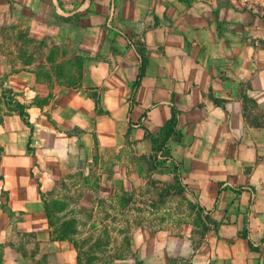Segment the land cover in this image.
<instances>
[{
	"label": "crops",
	"instance_id": "1",
	"mask_svg": "<svg viewBox=\"0 0 264 264\" xmlns=\"http://www.w3.org/2000/svg\"><path fill=\"white\" fill-rule=\"evenodd\" d=\"M242 4L0 0L3 264H79L43 199L67 172L87 175L100 148H123L121 135L148 154L171 107L179 138L163 161L209 215V264H264V12ZM115 173L99 174L102 190ZM116 187L99 197L118 198ZM127 229V252L109 264H180L192 248L180 227L145 218Z\"/></svg>",
	"mask_w": 264,
	"mask_h": 264
},
{
	"label": "rangeland",
	"instance_id": "2",
	"mask_svg": "<svg viewBox=\"0 0 264 264\" xmlns=\"http://www.w3.org/2000/svg\"><path fill=\"white\" fill-rule=\"evenodd\" d=\"M241 2L244 3L242 4L244 6L261 13L264 12V0H237V3ZM162 140L163 130H156L152 133L151 151L144 154L143 152L139 153V148L134 150L133 140L129 139L127 135H121L119 143L124 145L123 148L112 153L113 155L111 148L109 150L108 147L100 148V154L90 162L87 175H83L79 170H74L59 177L55 181L53 189L45 196L46 201L50 203L55 212V225L61 223L62 220L69 224H75V227L82 230V233L76 234L75 237L79 243H83V249H86L96 235L94 234L91 238L89 236L93 225H97L102 230L107 227L108 229L114 227V229L125 230L127 225L138 224L146 218V220L153 221L156 226L171 228V232L174 233L177 232L175 229L180 227L182 236L191 239L192 248L189 254L181 259L182 264H209L213 237L209 215L191 195L190 188L183 182L176 168L165 164L162 159L158 158L157 155L160 151L162 155H167ZM127 146L130 147V151L127 150ZM128 155H130L129 160ZM127 162L131 167L128 173L116 170V167L123 170ZM103 171H108L111 174L116 171L115 176L110 174L112 182L107 181L106 190H102L104 185L101 184L102 181L98 177ZM119 176L123 177L125 181L128 180L126 187L129 190L126 188L125 191L133 192L134 195L128 197L127 194H124L125 192L123 193ZM131 183L135 185L133 188H131ZM108 184L117 186L116 190L118 191H115V194L119 195L118 198L112 200L110 197H99V193L105 197L110 194L108 188L110 185ZM122 197H128V202L125 201L122 204L124 202ZM63 203L64 209L61 208ZM1 205L4 206L3 203ZM68 220H74V222H67ZM111 235H115L113 237L117 240L116 243L122 244L121 250H117L115 255L122 256L127 252L125 241L116 231H113ZM18 237L16 236V238ZM114 238L111 237V241ZM17 248L24 256H33V248H25L22 245ZM96 255L103 256L104 254L101 255L97 252ZM3 261H5V247L0 243V264H3Z\"/></svg>",
	"mask_w": 264,
	"mask_h": 264
},
{
	"label": "trees",
	"instance_id": "3",
	"mask_svg": "<svg viewBox=\"0 0 264 264\" xmlns=\"http://www.w3.org/2000/svg\"><path fill=\"white\" fill-rule=\"evenodd\" d=\"M139 76H140V73H139ZM137 85H138V80L135 82V86ZM18 108H19L20 116L26 122V118H27L26 112L24 111L22 106L18 105ZM175 125H176V110L173 107H171V116L162 128L163 130L162 145H165L167 139L171 136L173 137V141L178 140L179 135L175 133V129H174ZM122 199L124 200L122 204L125 203V201L128 202L129 200L128 197L127 198L122 197ZM44 204H45V212L49 220V224L54 227L53 229H54L55 236L59 239L71 240L74 243L75 247L78 250V254H79L78 255L79 264H109L110 262L113 261V259L121 257V256L115 255L117 250L119 251L121 250L122 244L120 242L116 243L117 240L114 238L115 235H111L113 234V231H116L121 236V239L125 241V245L128 249L129 244H130V232H131L130 230L114 229V227H112V229H108L107 227V228H103L102 230V229H99L97 225H93V229L89 233L90 238L94 234H96L93 238L92 243L89 246H87L86 249H83L84 248L83 243H79V241L75 237L76 234H80V232L82 233V230L80 231L79 230L80 228L75 227V224L73 223L69 224V223L63 222V220L58 225H55V220H54L55 212L50 206V203L46 201V199H44ZM61 208L62 209L65 208L64 203ZM94 208H97V207H94ZM67 222H74V220H68ZM99 230H102V231H99ZM102 236H104L105 238ZM111 237L112 239L114 238L113 241H111ZM97 252L101 255L102 254L104 255L97 256L96 255Z\"/></svg>",
	"mask_w": 264,
	"mask_h": 264
},
{
	"label": "built area",
	"instance_id": "4",
	"mask_svg": "<svg viewBox=\"0 0 264 264\" xmlns=\"http://www.w3.org/2000/svg\"><path fill=\"white\" fill-rule=\"evenodd\" d=\"M158 158L159 159H162V160H164V161H166V162H171V160L168 158V157H164L163 155H162V153H161V151L158 153ZM252 195V194H251ZM252 197H253V195H252Z\"/></svg>",
	"mask_w": 264,
	"mask_h": 264
}]
</instances>
